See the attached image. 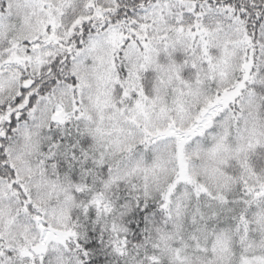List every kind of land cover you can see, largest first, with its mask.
<instances>
[{"label": "snow or ice", "instance_id": "obj_1", "mask_svg": "<svg viewBox=\"0 0 264 264\" xmlns=\"http://www.w3.org/2000/svg\"><path fill=\"white\" fill-rule=\"evenodd\" d=\"M0 264H264V0H0Z\"/></svg>", "mask_w": 264, "mask_h": 264}]
</instances>
